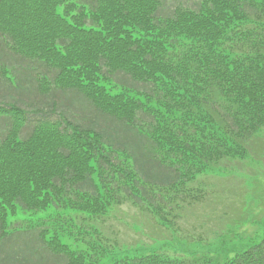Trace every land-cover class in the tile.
Listing matches in <instances>:
<instances>
[{"label":"trees","instance_id":"obj_1","mask_svg":"<svg viewBox=\"0 0 264 264\" xmlns=\"http://www.w3.org/2000/svg\"><path fill=\"white\" fill-rule=\"evenodd\" d=\"M176 113L224 134L215 163L262 161L264 0H0V264H92L126 247L106 225L127 205L176 222L153 190L177 186L201 132ZM205 255L109 264H264V238Z\"/></svg>","mask_w":264,"mask_h":264},{"label":"rangeland","instance_id":"obj_2","mask_svg":"<svg viewBox=\"0 0 264 264\" xmlns=\"http://www.w3.org/2000/svg\"><path fill=\"white\" fill-rule=\"evenodd\" d=\"M162 115L160 113L159 117ZM166 119L171 123L172 129L187 130V125L182 122L179 114L166 116ZM195 121H200V117ZM222 134L217 127L205 123L203 132L195 134L183 147L188 160L183 164L184 167L181 166L180 183L173 188L178 187V191L185 189L179 195L192 196L196 200L192 201L193 204L188 210L183 207L179 222L183 229L180 234H173L174 241H171L169 234L158 227L151 218L142 216L132 206L127 205L112 211L114 217L109 218L106 225L107 234L110 236V231L113 232L111 237H116L120 244L125 241L127 244L124 245L127 247L113 251L107 249L98 257H94L92 264H95V261L97 264H109L127 255L138 256L150 253H157L169 259L185 260L193 255L204 257L205 254H215L218 260L223 262L229 256L262 240L264 238V165L250 159L248 155L239 160L223 158V162L215 163L217 153L230 157L227 149L232 145L225 143V136ZM259 134L264 136V130ZM182 154L178 152L168 157L172 159L173 156ZM198 157L205 158L208 162L202 165ZM238 164H244V169L239 168ZM229 188L235 195L245 192L243 198L245 206L243 203L238 205L240 200L238 197H234L232 201L230 198H224L225 189ZM201 189L207 194L212 193L209 196L210 200L205 201L199 196L197 190ZM218 196L222 198L220 202ZM257 197L261 201L253 200ZM42 214L48 217L53 215L50 210ZM14 216L16 217L9 222L10 229H14L16 224L23 223L19 221L17 214ZM124 220L127 224H122ZM133 224L136 227L131 226ZM93 225L100 226L95 223ZM137 225L142 228L141 233L149 237L136 233L134 228H137ZM199 234L205 236L206 240L200 242V237H197ZM104 245V242L100 243L101 248ZM77 247L81 250L89 248L87 243L79 244Z\"/></svg>","mask_w":264,"mask_h":264}]
</instances>
